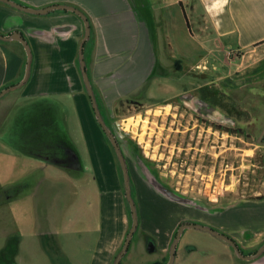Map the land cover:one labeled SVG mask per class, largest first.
<instances>
[{"label":"crops","instance_id":"obj_1","mask_svg":"<svg viewBox=\"0 0 264 264\" xmlns=\"http://www.w3.org/2000/svg\"><path fill=\"white\" fill-rule=\"evenodd\" d=\"M176 31L193 42L185 54L172 48ZM13 34L26 41L29 51ZM0 36V92L15 85L0 97V190L16 191L24 184L30 196L39 184H94L96 189L84 196L80 187L73 191L71 211L97 216L89 231L87 264L113 263L131 217L118 158L95 115L83 72L104 126L121 139L133 134L136 124L141 159L153 156L159 167L170 159L176 183L187 176L178 168L217 135L225 183V124L236 121L227 111V93L264 82V0H0ZM232 101L239 111L238 101ZM142 166L147 179V166ZM98 184L104 186L99 192ZM136 202L140 230L167 252L177 227L189 220V203L144 189ZM12 207L17 220L16 211L23 210ZM259 208L224 210L219 218L233 239H238L233 233L240 237L247 230L257 240L251 245H259L264 205ZM196 230L212 243H225ZM213 252L208 249L207 257ZM233 259L234 264H264V253Z\"/></svg>","mask_w":264,"mask_h":264},{"label":"rangeland","instance_id":"obj_2","mask_svg":"<svg viewBox=\"0 0 264 264\" xmlns=\"http://www.w3.org/2000/svg\"><path fill=\"white\" fill-rule=\"evenodd\" d=\"M170 41L177 54H185L193 48L191 38L177 31ZM215 79V76L211 75V80ZM227 95L229 96L227 111L230 115L236 116V121L227 119L225 124L229 169L225 175V183L222 170L224 167L218 165L221 149L218 147L220 141L217 135L213 138L211 136L210 142L206 140L203 143L201 152L188 161V165L178 168L182 172L187 170V176H182L177 183L176 167L172 166L170 159L165 161L166 165L163 167L155 166L151 155L146 161L141 159L142 152L137 144L136 124L130 136L126 135L120 139L119 135H113L128 171V186L136 208L137 222L139 219L136 202L138 193H141L143 189L150 190L166 200H173L167 194L169 193L189 203L191 212L188 216L189 220L180 224L191 223L210 227L234 241L240 252L248 256L255 253L264 244V240L258 241L259 245H251L257 240L253 238L254 234L247 230H241L240 237L238 233H233L234 237L238 238L233 239L225 231V225L222 224L219 213L224 210L243 212L247 208H261L264 205V143L262 142L264 82L261 87L230 91ZM233 99L238 101L239 111L237 112ZM211 124L214 128L217 127V117L211 118ZM150 138V145H153L154 135ZM164 153L170 154L166 150ZM143 163L146 164L149 173L147 179L143 176V171H146L142 166ZM117 173L125 195L124 178L118 160ZM19 187L16 191L15 187L9 186L0 190V264H87L84 259L86 254L90 253L89 231L93 226V218L97 216L94 217L92 212V215L82 213L74 215L71 211L75 202L73 191L79 190L80 187L84 196L96 189L94 184L73 182L39 184V188L30 196H26L24 184ZM101 189H104V186L98 184V192ZM54 192L55 194L60 192V195L52 197ZM58 196L60 199H57ZM223 202L226 203L223 204ZM81 203H84L83 199ZM126 203L128 205L127 200ZM12 204L23 210V213L16 211L20 213L17 220ZM128 209L130 212L129 205ZM25 210H28V214L24 213ZM58 210L61 213L58 214ZM47 211L50 213L46 214ZM130 227L131 221L127 233ZM178 229L179 226L172 237L168 251L162 253L155 241L140 230L138 222L128 249L120 258V264H129L131 259L134 264H167L170 257L169 249ZM209 238V235L194 228L184 229L175 246L172 264H234V256L237 260L239 259L229 244L221 241L219 242L223 245L212 243ZM148 242H152L153 245L151 252L147 251ZM137 243H142V250L139 252L133 251ZM85 247L87 249H84ZM211 248L214 252L213 257L209 258L207 251Z\"/></svg>","mask_w":264,"mask_h":264},{"label":"water","instance_id":"obj_3","mask_svg":"<svg viewBox=\"0 0 264 264\" xmlns=\"http://www.w3.org/2000/svg\"><path fill=\"white\" fill-rule=\"evenodd\" d=\"M7 1V0H6ZM24 10L28 11V12H32V13H36V11L34 10H30V9H25ZM85 33H86V36L89 34V31H88V28L87 26L85 27ZM2 38V37H0ZM11 38L12 39H15L17 41H19L23 46L24 48L27 49V46H26V43L24 41V39L19 36V35H16V34H13L11 35ZM82 46H83V43L80 45V49H79V57L80 59L82 60ZM27 70H28V65H27ZM27 70H26V73H27ZM83 78H84V82H85V85L87 87V91H88V94L90 96V100H91V104L93 106V110L95 112V115L97 116L98 118V122L99 124L101 125V127L103 128L106 136L108 137L112 147H113V150L118 158V161L120 163V166H121V169H122V173H123V178H124V185H125V195H126V200L128 202V205L130 207V212H131V227H130V230L125 238V241L123 243V246H122V250L121 252L119 253V255L116 257L115 259V262L114 264H120V258L122 257V255L126 252V250L128 249V246H129V243L132 239V236L137 228V216H136V208H135V205H134V202H133V199H132V196L130 194V190H129V186H128V171H127V168H126V165H125V161H124V158L122 156V153L120 151V148L118 146V143H117V140L115 138V136L104 126L103 124V121L101 120L100 118V115H99V112L97 110V107H96V103H95V100L93 98V95H92V90H91V87H90V84H89V81H88V78H87V75L85 74V72H83ZM7 91V89L3 90L0 92V97ZM262 142L264 143V133L262 135ZM171 198L177 200L178 198L167 193ZM185 228H195V229H199V230H203V231H207L209 232L210 234L214 235L215 237L219 238L220 240H222L223 242L229 244L235 254L237 255V257L241 260H252L256 257H258L261 253H263L264 251V244L253 254L251 255H244L243 253H241L238 249V247L235 245V243L229 239L227 236L223 235V234H219V233H216L215 231L209 229V228H205L203 226H199V225H195V224H184L182 226L179 227L178 229V232L175 236V239H174V242L171 246V250H170V257H169V262L167 264H172L173 262V259H174V251H175V246L178 242V239L181 235V233L183 232V230ZM153 250V245L152 244H149L148 247H147V251L151 252Z\"/></svg>","mask_w":264,"mask_h":264},{"label":"trees","instance_id":"obj_4","mask_svg":"<svg viewBox=\"0 0 264 264\" xmlns=\"http://www.w3.org/2000/svg\"><path fill=\"white\" fill-rule=\"evenodd\" d=\"M0 37H2V36H0ZM25 41V40H24ZM25 43H26V41H25ZM26 46H27V50L29 51V48H28V45H27V43H26ZM15 87V85H12V86H9L8 88H5V89H11V88H14ZM186 223V222H185ZM189 224H191V223H189ZM183 224H180L179 225V227L180 226H182ZM196 225V224H195ZM204 227V226H203ZM205 228H209V229H211L210 227H205ZM211 230H213V231H215L216 233H217V231L216 230H214V229H211ZM128 234V233H127ZM127 234H126V236H127ZM125 241V240H124ZM234 242V241H233ZM235 243V242H234ZM235 245L237 246V244L235 243ZM238 247V246H237ZM238 249H239V247H238ZM239 251H240V249H239ZM119 255V254H118ZM117 255V256H118Z\"/></svg>","mask_w":264,"mask_h":264},{"label":"flooded vegetation","instance_id":"obj_5","mask_svg":"<svg viewBox=\"0 0 264 264\" xmlns=\"http://www.w3.org/2000/svg\"><path fill=\"white\" fill-rule=\"evenodd\" d=\"M149 244H152V242H148L147 247H148ZM170 250H171V247L169 249V255H170Z\"/></svg>","mask_w":264,"mask_h":264}]
</instances>
